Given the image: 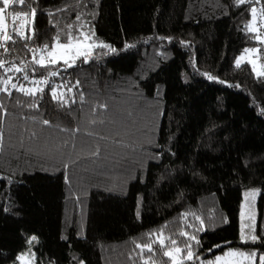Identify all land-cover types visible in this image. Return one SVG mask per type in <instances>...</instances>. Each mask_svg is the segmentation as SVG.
Returning <instances> with one entry per match:
<instances>
[{
  "label": "trees",
  "instance_id": "16d2710c",
  "mask_svg": "<svg viewBox=\"0 0 264 264\" xmlns=\"http://www.w3.org/2000/svg\"><path fill=\"white\" fill-rule=\"evenodd\" d=\"M27 4L37 9L34 23L28 18L33 38L9 43L0 58L30 62L29 48L69 24L116 51L95 47L87 62L61 64L36 97L0 93V264H17L32 236L37 264H144L148 255L133 241L156 240L147 234L165 225L181 248V231L199 241L190 243L200 260L185 264L229 249L264 255V77L247 61L235 66L245 48H257L252 57L264 63V44L244 30L250 7L259 11L264 0ZM256 24L264 32L259 17ZM41 73L28 70L33 79ZM64 84L72 92L58 89L69 100L61 107L51 88ZM251 188L259 190L257 240L241 243L240 202Z\"/></svg>",
  "mask_w": 264,
  "mask_h": 264
},
{
  "label": "snow or ice",
  "instance_id": "6c2138e0",
  "mask_svg": "<svg viewBox=\"0 0 264 264\" xmlns=\"http://www.w3.org/2000/svg\"><path fill=\"white\" fill-rule=\"evenodd\" d=\"M237 7L248 3L249 5L259 4L261 0H233ZM2 6H0V49L3 50V53H7L9 48L7 45L9 43H15L17 39L27 41L33 38V35L27 34V26L29 24V16L34 18L37 13V9L35 7H30L27 4V0H0ZM21 5L25 7H30V11L21 10V11H8L11 7L15 5ZM64 9H58V11H63ZM6 12L7 15L11 17L13 24L12 29L9 30V26L6 23ZM251 19L244 25V30L246 33H254V39L262 44H264V32L260 31L257 27L256 21L257 17H259L260 26L264 27V8H260L259 11L257 7H250ZM49 15H53L52 12H49ZM77 20H80V16L77 15ZM19 21V23H16ZM68 31L66 33H57L53 38L51 43H45L42 47H37L35 49L29 48L30 52H33V57L30 62H25L23 60L20 61L19 64L7 61L3 58H0V93H8L11 95V90H15L17 92L23 93L25 96L36 97L38 93L42 94L44 92V88L42 85H50L49 77H56L59 75V66L62 64L66 68L73 67L76 60L79 58H83L85 62L89 56L92 55V49L95 47H103L108 48L110 52H115L116 49L111 48L107 44H94V43H84L81 40L83 37L84 41L90 39L89 35H87L83 31L84 25H81L78 29L73 30V25L69 24L66 26ZM62 34L65 36V41L61 42ZM94 35V33H93ZM181 43H184L183 41ZM25 47H28L25 44ZM126 47H131V45H126ZM258 51L257 48H245L240 56L236 57L235 66L237 68L241 67L242 62L245 61L247 55V63L252 66V70L258 77H264V65H257L255 59H252V54ZM38 56V58H37ZM37 66L41 69H45V73H41L44 77L43 79H33L29 76L28 70L31 68V72L33 75L37 72ZM10 73H19L20 76H13ZM207 75V74H206ZM209 79H214L211 75H208ZM22 79L31 84V87H27L24 84L19 83V80ZM79 81L73 87H78ZM67 88V92H72V87H68V85H57L51 88V96L54 101H57L61 107L68 105L69 100L66 98L65 93L63 91H59L58 89ZM81 101H83V94L80 95ZM73 103L75 101H72ZM30 107H37V103H32L29 105ZM103 107V106H102ZM43 124L49 125L50 122L48 120H43ZM95 155V153H94ZM256 196V191L246 192L245 198H254ZM243 209V206H242ZM182 217L188 215V213L181 214ZM194 215V214H193ZM195 219L199 220L200 217H195ZM241 219H244V212H241ZM201 223V228H202ZM167 226L165 225L163 228L159 230L158 233H149L148 236H157L156 240H152L150 242L145 243H136V248H139L140 254L143 257L145 253L148 255V259L144 261V264H157L155 259V249L154 245H159V251L162 252L163 257H167L166 261H163V264H185L186 261H194L200 260L199 255H197L193 246L190 243L191 241H195L197 244L199 241L197 240L195 235H189L188 233L181 231L179 233L182 237H187L185 241H183L185 247L181 248L178 246V242L174 238L166 237L164 235V230ZM250 229L247 233L245 229ZM200 230V229H198ZM255 242L257 240L256 235L254 234V227L251 225H246L242 222L241 224V235L240 239L242 242H247L248 239ZM36 240L35 236H32L28 243L31 244ZM219 247V245H217ZM31 253H23L17 257V260L21 261L22 264H34V258L32 260H25V257L30 256ZM244 257L247 260H251L258 256V253L252 252L249 254L243 252H237L229 249L225 251L222 256H215L213 260H208L203 262V264H234L232 258L234 257ZM260 264H264V255H259Z\"/></svg>",
  "mask_w": 264,
  "mask_h": 264
},
{
  "label": "rangeland",
  "instance_id": "374dc122",
  "mask_svg": "<svg viewBox=\"0 0 264 264\" xmlns=\"http://www.w3.org/2000/svg\"><path fill=\"white\" fill-rule=\"evenodd\" d=\"M5 15H6V23L8 24V26H9V30H10V29H11L10 26H11V24L13 23V21H12L11 17L7 15V12H6ZM83 42H84V43H89L88 41H83ZM92 50H93V49H92ZM254 54H255V53H254ZM254 54H253V55H254ZM253 57H255V56H253ZM253 57H251V58H253ZM37 58H38V56H37ZM253 59L256 60L257 65H258V63H259V66H260V65H264V63L262 64V62H261V58H259V57H258V58L255 57V58H253ZM77 60H78V59H77ZM245 61H247V59H245ZM31 86H32V85H28L27 87H31ZM251 191H256V196H255L254 198H248V199L246 200V198H245V193H246V192H251ZM258 195H259V190L256 189V188H251V189L245 190V191H243V193H242V200H241V202H240V209H239V218H240V235H241V224H242V222L245 223L246 225H251L252 227H254V231H255L256 216H257V213H256V203H257ZM242 206H243V209H242ZM242 211L244 212V219H243V221H242V219H241V212H242ZM249 230H250V229L246 228V229H245L246 233H247ZM30 238H31V237H30ZM30 238H29V239H30ZM29 239H28V241H29ZM248 240H250V238H249ZM248 240H247V241H248ZM240 242H241V243H244V242L241 241V239H240ZM34 243H35V241L31 244V246H30L29 243H28L27 248H26L23 252H21L18 256H20V255L23 254V253H29V251H30L31 255L25 257V260L28 261V260H32V259L34 258V264H37V263H36V259H35V252H34V250H33V245H34ZM234 251L242 252V251H240V250H234ZM243 253H244V252H243ZM221 256H222V255H221ZM232 260L234 261V264H260V262H259V256L255 257V258H253V259H251V260H247V259H245L244 257L237 256V257L232 258ZM17 261H18L17 264H22L21 261H19V260H17Z\"/></svg>",
  "mask_w": 264,
  "mask_h": 264
},
{
  "label": "built area",
  "instance_id": "2783aa9c",
  "mask_svg": "<svg viewBox=\"0 0 264 264\" xmlns=\"http://www.w3.org/2000/svg\"><path fill=\"white\" fill-rule=\"evenodd\" d=\"M18 23H19V21H18ZM261 62H262V60H261Z\"/></svg>",
  "mask_w": 264,
  "mask_h": 264
}]
</instances>
